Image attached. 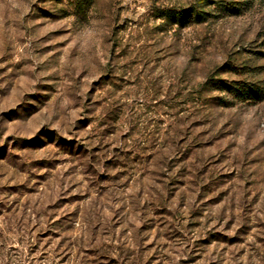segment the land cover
<instances>
[{"label": "rangeland", "instance_id": "obj_1", "mask_svg": "<svg viewBox=\"0 0 264 264\" xmlns=\"http://www.w3.org/2000/svg\"><path fill=\"white\" fill-rule=\"evenodd\" d=\"M73 1L0 0V264H264V101H188L264 84V0L165 33L193 0Z\"/></svg>", "mask_w": 264, "mask_h": 264}, {"label": "trees", "instance_id": "obj_2", "mask_svg": "<svg viewBox=\"0 0 264 264\" xmlns=\"http://www.w3.org/2000/svg\"><path fill=\"white\" fill-rule=\"evenodd\" d=\"M253 1L254 0H193L188 6L163 8L156 14V18L161 21L156 27L159 31L165 33L175 27L178 30H181L192 25H205L226 16H240L253 7ZM95 3L96 0H74L73 5L75 15L80 17L81 20L87 18ZM253 58L254 60L263 59L264 50L254 52ZM248 62L249 61L233 63L227 60L223 63L225 66L220 69L227 68L225 71L238 73L240 75H244L245 73L250 74L252 72H254V75H259L261 71L256 72V70H254L255 67L259 68V66L253 67ZM218 68L206 79L200 82L197 96L190 97L188 101H192L200 107L207 108L208 106L217 104L227 107L234 105L237 102L253 103L264 101V84L259 83V80L254 81L250 78L230 80L223 78V72H220ZM3 210V208H0L1 256L11 250L7 249L5 246L1 229H7L4 228V224L5 226L7 225V219H10L12 216L10 213L12 212L6 209V212L3 213ZM9 231H11V229ZM9 263L11 264L10 261Z\"/></svg>", "mask_w": 264, "mask_h": 264}]
</instances>
